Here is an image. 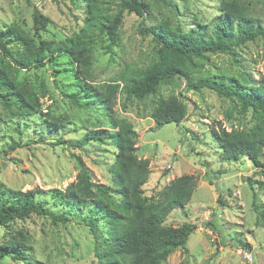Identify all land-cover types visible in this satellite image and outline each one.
Instances as JSON below:
<instances>
[{"label": "rangeland", "instance_id": "1", "mask_svg": "<svg viewBox=\"0 0 264 264\" xmlns=\"http://www.w3.org/2000/svg\"><path fill=\"white\" fill-rule=\"evenodd\" d=\"M78 1L74 5L68 0H0V28L17 25L35 40L59 41L83 24V8ZM221 1L242 3L256 23L264 25V0L150 1L147 15L123 14L119 42L111 53L105 54L100 48L95 51L94 83H109L150 62L154 44L152 35L145 33L143 26L162 19L174 28L188 30L220 12ZM38 14L45 15L50 22L44 27L35 24ZM67 58L62 54L52 64L21 71L30 79L43 80L46 93L40 98L41 111L65 117L60 130L47 131L43 116L10 117L0 104V189H32L48 200L45 195L48 190H64L75 179L78 166L71 154L80 157L94 181L110 183L107 166L114 158L112 145L97 142L83 148L68 145L86 129L94 128L100 117L93 110L74 106L67 98L76 89ZM202 70L209 76L244 72L253 79H264V40L257 38L236 46L233 55L209 54L202 62ZM159 92L162 96L179 95L185 103L186 116L178 124L157 126L150 116L153 108L150 97L128 101L123 108L124 96L117 92L113 109L118 117L132 123L137 133L136 154L149 162L148 180L143 186L145 195H155L174 177L195 176L189 202L183 208L173 209L165 223L176 226L189 222L197 227L188 238L187 251L178 248L161 264H264V219L257 222L253 209L255 201L264 210V167H254L248 159H221L220 149L210 133L220 127L246 129L252 122L251 112L240 115L230 99L207 88L189 89L185 79L175 78L162 84ZM105 123L97 124L105 128ZM18 140L19 146L9 149ZM70 218L64 224H54L48 217L32 215L0 225V246L14 235L17 239L25 238L32 264H100L93 252L90 233L76 212ZM244 243L250 248L243 247ZM4 264L23 263L6 258Z\"/></svg>", "mask_w": 264, "mask_h": 264}, {"label": "trees", "instance_id": "2", "mask_svg": "<svg viewBox=\"0 0 264 264\" xmlns=\"http://www.w3.org/2000/svg\"><path fill=\"white\" fill-rule=\"evenodd\" d=\"M60 1V0H59ZM75 5V1L68 0ZM151 2L166 0H80L83 24L69 36L59 40H35L17 25L0 28V104L10 117L43 116L47 131L60 130L65 117L41 111L40 98L46 87L41 79H30L21 71L52 64L65 54L71 65L76 85L67 98L74 106L98 113L99 123L86 129L71 148H83L90 142L110 144L115 149L113 161L107 166L110 183H97L79 156L71 154L78 166L75 179L64 190L51 189L41 197L36 190L0 189V225L32 215L50 218L54 224L70 221L76 212L78 219L92 237L93 252L100 264H161L176 249L187 251L186 243L196 225L166 224L167 215L183 208L195 188V176L183 174L172 178L155 195L144 194L149 162L136 154L137 133L132 123L114 112L117 92H122V107L133 99L152 98L151 118L157 126L181 122L186 105L173 93L162 96V84L175 78L185 79L194 91L203 88L230 99L240 115L251 112L252 122L246 129H213L211 137L226 161L248 159L254 167H264V79L256 80L240 72L237 75H206L202 62L209 54L233 55V48L257 38L264 40V25L256 23L246 7L236 1H221L213 18L182 30L167 20L151 22L142 29L152 35L154 52L150 62L132 69L109 83H94L92 64L95 51L111 53L119 42V25L125 12L147 15ZM172 11L176 8L172 5ZM35 24L44 27L50 19L38 14ZM82 98V99H80ZM25 124H28L26 122ZM16 131L20 132L17 128ZM20 140V139H19ZM9 145V149L20 142ZM62 143L63 141H56ZM8 150V149H7ZM6 154V150L3 151ZM4 188V187H3ZM51 205V206H50ZM257 222L264 219V210L253 202ZM20 234V233H19ZM250 248L248 243L242 244ZM25 238L14 235L0 246V264L6 258L32 264ZM38 264H46L39 262Z\"/></svg>", "mask_w": 264, "mask_h": 264}, {"label": "built area", "instance_id": "3", "mask_svg": "<svg viewBox=\"0 0 264 264\" xmlns=\"http://www.w3.org/2000/svg\"><path fill=\"white\" fill-rule=\"evenodd\" d=\"M251 258H250V256L248 257V260H250Z\"/></svg>", "mask_w": 264, "mask_h": 264}]
</instances>
